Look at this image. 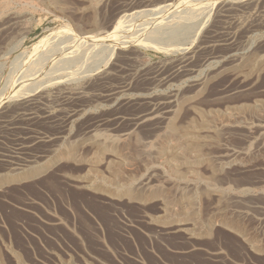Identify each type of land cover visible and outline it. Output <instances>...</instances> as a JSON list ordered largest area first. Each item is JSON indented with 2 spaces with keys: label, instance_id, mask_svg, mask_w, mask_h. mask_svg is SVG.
<instances>
[{
  "label": "rangeland",
  "instance_id": "rangeland-1",
  "mask_svg": "<svg viewBox=\"0 0 264 264\" xmlns=\"http://www.w3.org/2000/svg\"><path fill=\"white\" fill-rule=\"evenodd\" d=\"M0 264H264V0H0Z\"/></svg>",
  "mask_w": 264,
  "mask_h": 264
},
{
  "label": "bare ground",
  "instance_id": "bare-ground-1",
  "mask_svg": "<svg viewBox=\"0 0 264 264\" xmlns=\"http://www.w3.org/2000/svg\"><path fill=\"white\" fill-rule=\"evenodd\" d=\"M32 1V0H31ZM58 1V0H57ZM163 2V0H160ZM167 1V0H166ZM8 3V2H7ZM26 3V2H24ZM11 4V3H10ZM2 7V6H1ZM4 8V7H3ZM227 8L223 7L222 8V11L225 12L227 11L226 10ZM3 27V26H2ZM191 54V52H190ZM186 55L183 59L180 60V62L176 65V67H172L170 70H168V74L166 75V73L164 71H161L159 73V76H163L165 75L166 76V80L168 78H171L172 76L175 77L178 76L177 74H183V75H191L193 69H192V66H193V56L192 55ZM194 67V66H193ZM164 77V76H163ZM165 79V77H164ZM143 97V96H142ZM143 100V99H142ZM150 100V99H149ZM157 102V101H156ZM159 102V101H158ZM151 103V102H150ZM173 100L169 97V98H166L164 101H161L157 104H155L148 113H143L142 117L143 118H154V119H163L165 117L166 114H168L170 112V107L173 105ZM149 105V103H148ZM138 117V116H137ZM136 117V118H137ZM135 118V120H136ZM138 119V118H137ZM141 119V117H140ZM139 119V120H140ZM137 121V120H136ZM142 121V120H141ZM205 121V120H204ZM139 122V121H138ZM171 128V127H170ZM185 131H177L176 129L173 128V130L171 131V134L173 135V137H170V138H174L175 142H173V146L170 145V149L173 150L175 152L174 155H172L173 157L170 156V159L171 160V163H172V166L175 167L177 166L179 163H189L191 164V162H195L196 160H200L201 158H204L202 155L200 156L197 151H198V148L200 150V147L198 146V144L196 142H192V143H188L187 140L189 141V138H192L193 139V135L191 133V128L186 130V129H183ZM131 132V131H130ZM128 132V133H130ZM126 133V134H128ZM170 134V133H169ZM170 134V135H171ZM97 136V140H98V135ZM93 138V137H92ZM95 138V137H94ZM109 138V137H108ZM167 138V137H166ZM96 139V138H95ZM94 139V140H95ZM115 139V138H114ZM114 139L112 138L113 142H114ZM164 139V138H163ZM107 140V138H106ZM116 140V139H115ZM191 140V139H190ZM195 140V139H194ZM111 141V140H110ZM171 141V140H170ZM199 141V139L197 140ZM112 142V143H113ZM118 142V141H117ZM162 142V141H161ZM160 142V143H161ZM165 142V141H164ZM97 143V142H96ZM109 143L106 142V144ZM115 143V142H114ZM113 143V145H114ZM105 144V145H106ZM111 144V143H110ZM165 144H167V142H165ZM103 145V144H101ZM109 145V144H107ZM169 145V144H168ZM119 146V145H118ZM136 146V145H135ZM166 146V145H164ZM102 147V146H101ZM112 147V146H111ZM168 148V147H167ZM166 148V149H167ZM168 148V149H169ZM120 149V148H118ZM139 150V149H138ZM159 150V149H158ZM124 152V151H122ZM200 152V151H198ZM63 153V152H62ZM68 153V152H67ZM125 153V152H124ZM162 153V152H161ZM133 154V152H132ZM172 154V153H171ZM169 155V154H168ZM165 157V156H164ZM167 159V158H166ZM168 160V161H169ZM207 162V161H206ZM209 162V161H208ZM212 162V161H211ZM171 165V164H170ZM194 165V164H193ZM215 165V164H214ZM168 167V166H167ZM195 167V166H194ZM170 168V167H169ZM119 170V169H117ZM174 170V169H173ZM191 170V169H190ZM176 171V170H175ZM178 171V170H177ZM191 174L193 173L194 174V169L192 171H190ZM172 173V172H171ZM179 174V173H178ZM187 175V174H186ZM191 176V175H190ZM117 177V176H116ZM115 178V177H114ZM184 178V177H183ZM132 180V179H131ZM119 182V180H118ZM132 185V184H131ZM107 188V187H106ZM123 190L127 191L128 188H124Z\"/></svg>",
  "mask_w": 264,
  "mask_h": 264
}]
</instances>
